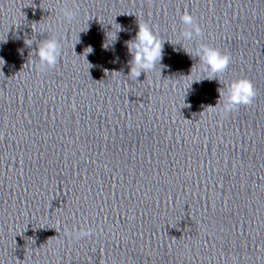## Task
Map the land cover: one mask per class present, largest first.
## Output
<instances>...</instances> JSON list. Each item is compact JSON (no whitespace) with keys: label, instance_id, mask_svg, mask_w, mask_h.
<instances>
[{"label":"clouds","instance_id":"clouds-1","mask_svg":"<svg viewBox=\"0 0 264 264\" xmlns=\"http://www.w3.org/2000/svg\"><path fill=\"white\" fill-rule=\"evenodd\" d=\"M61 15L64 20L71 22L75 19L77 12L68 7L67 4L60 9ZM182 24L185 28L181 31L180 36L185 41H193L196 38L202 36V29L196 22L195 18L188 12L181 15ZM32 39L25 40V44L29 47L32 45ZM163 43L158 34L152 27L146 22H138V31L133 40L126 42L129 54L132 59L129 61L130 71L128 76L135 80L140 77L141 73L147 74L154 71L157 64L163 67L160 62L162 60ZM107 49L108 46H105ZM62 45L56 38H47L42 40L37 47V50L33 52L38 57V70L43 72L47 69L54 68L61 56ZM93 49L89 46L85 50V56L92 53ZM191 55L192 53L189 52ZM195 55L199 57L201 64V71L208 73L206 78L191 79L192 69L190 74L186 77L190 78V85L193 82H200L203 79H217L219 74L224 73L229 64L231 63V56L227 53L221 52L218 48L210 46L208 44L201 43L195 49ZM5 61L0 58V69L4 66ZM0 73H3L0 71ZM220 99L218 103H221L220 112L223 115H227L239 108L241 105H251L254 98L257 95L256 89L253 83L247 78H239L230 82L226 89H219ZM217 103V104H218ZM213 111L216 110V106H209ZM93 234L92 229H79V230H65V236L70 239L79 241L86 237H91Z\"/></svg>","mask_w":264,"mask_h":264}]
</instances>
